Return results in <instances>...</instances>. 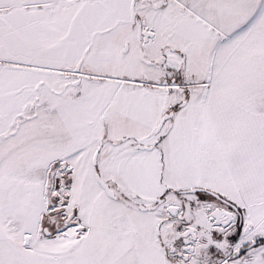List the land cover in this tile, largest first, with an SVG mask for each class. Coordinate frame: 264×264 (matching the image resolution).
<instances>
[{"label": "snow or ice", "instance_id": "1", "mask_svg": "<svg viewBox=\"0 0 264 264\" xmlns=\"http://www.w3.org/2000/svg\"><path fill=\"white\" fill-rule=\"evenodd\" d=\"M0 264H264V0H0Z\"/></svg>", "mask_w": 264, "mask_h": 264}]
</instances>
